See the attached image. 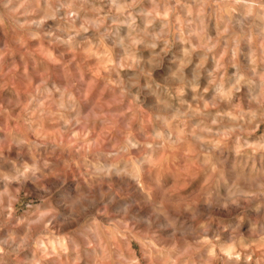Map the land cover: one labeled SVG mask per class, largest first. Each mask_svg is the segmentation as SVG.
Returning a JSON list of instances; mask_svg holds the SVG:
<instances>
[{"label":"clouds","instance_id":"1","mask_svg":"<svg viewBox=\"0 0 264 264\" xmlns=\"http://www.w3.org/2000/svg\"><path fill=\"white\" fill-rule=\"evenodd\" d=\"M262 126L264 0H0V264H264Z\"/></svg>","mask_w":264,"mask_h":264},{"label":"rangeland","instance_id":"2","mask_svg":"<svg viewBox=\"0 0 264 264\" xmlns=\"http://www.w3.org/2000/svg\"><path fill=\"white\" fill-rule=\"evenodd\" d=\"M261 132H264V126H262L261 128ZM138 245H136L135 243H133V248L137 249L138 250Z\"/></svg>","mask_w":264,"mask_h":264}]
</instances>
